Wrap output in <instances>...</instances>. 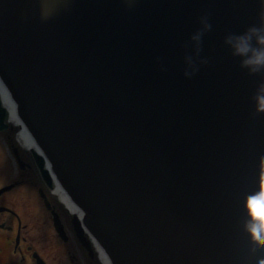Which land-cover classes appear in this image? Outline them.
Segmentation results:
<instances>
[{
  "label": "water",
  "instance_id": "95a60500",
  "mask_svg": "<svg viewBox=\"0 0 264 264\" xmlns=\"http://www.w3.org/2000/svg\"><path fill=\"white\" fill-rule=\"evenodd\" d=\"M0 77L111 264H264V0H0Z\"/></svg>",
  "mask_w": 264,
  "mask_h": 264
},
{
  "label": "flooded vegetation",
  "instance_id": "af4514ba",
  "mask_svg": "<svg viewBox=\"0 0 264 264\" xmlns=\"http://www.w3.org/2000/svg\"><path fill=\"white\" fill-rule=\"evenodd\" d=\"M0 129V264H102L7 118ZM82 231V232H81Z\"/></svg>",
  "mask_w": 264,
  "mask_h": 264
},
{
  "label": "bare ground",
  "instance_id": "6f19581e",
  "mask_svg": "<svg viewBox=\"0 0 264 264\" xmlns=\"http://www.w3.org/2000/svg\"><path fill=\"white\" fill-rule=\"evenodd\" d=\"M0 94H1L3 104L5 105L7 110L9 111L10 122L19 127L18 134H17L18 138L28 148H33V149L37 150L39 153H42L40 147L38 146V144L34 140L33 136L30 134V132L27 130L24 123L22 122V120L18 116L14 101H13L8 89L6 88L5 84L2 82L1 78H0ZM47 166L50 169V164L48 163V161H47ZM53 178L55 179V182L57 184L56 192L59 195V197L62 199L63 203L71 211L75 212L76 214H78V216L80 218H82L78 207L74 204V202L71 200L69 195L61 187V185L59 184L58 180L55 178L54 175H53ZM93 242H94L95 247L97 248L101 262L103 264H111L108 257L106 256L104 250L99 245V243H97L95 238H93Z\"/></svg>",
  "mask_w": 264,
  "mask_h": 264
},
{
  "label": "rangeland",
  "instance_id": "374dc122",
  "mask_svg": "<svg viewBox=\"0 0 264 264\" xmlns=\"http://www.w3.org/2000/svg\"><path fill=\"white\" fill-rule=\"evenodd\" d=\"M23 147H24V148H26V149H28V147H27V146H25L24 144H23Z\"/></svg>",
  "mask_w": 264,
  "mask_h": 264
}]
</instances>
